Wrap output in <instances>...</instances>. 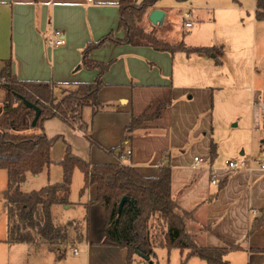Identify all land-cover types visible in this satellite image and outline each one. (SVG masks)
I'll return each mask as SVG.
<instances>
[{"label": "crops", "instance_id": "crops-1", "mask_svg": "<svg viewBox=\"0 0 264 264\" xmlns=\"http://www.w3.org/2000/svg\"><path fill=\"white\" fill-rule=\"evenodd\" d=\"M142 1L135 0L137 4ZM117 3L0 0V74L9 62L10 75L18 82H47L55 87L54 91H72L77 84L94 82L98 72L83 68V52L88 43L111 32L116 39L124 38V32L117 28ZM255 4V0H158L146 13L143 28L168 44L183 42L186 47L208 48L210 56L107 42L88 55L92 62L109 64L101 77L104 87L97 95V113L93 116L91 107L82 111V122L88 128L80 131L57 118L43 124L47 138H60L49 152L53 163L64 157L67 144L72 155L89 166L114 164L126 152L130 153L128 167L144 177H155L161 168L169 166L171 195L182 211L193 214L187 228L194 243L205 248L238 247L224 256L228 264H264V224L250 234L253 222L264 210V171L221 169L218 185L213 186L205 170L195 169L193 159L198 157L200 165L218 168L226 160L241 157L264 165V21L256 20ZM154 9L165 13L157 26L147 19ZM185 13H189V19H184ZM186 21H190L191 28L184 27ZM55 30L63 33L65 44L50 49L46 41ZM169 37L175 40L167 42ZM55 97L59 99L61 92ZM4 103L5 92L0 88V115ZM160 106H164L160 117L144 122L127 139L126 127L131 119L144 113L152 115ZM85 134L95 145L87 141ZM188 148L191 150L186 153ZM54 167L62 174L61 168L53 164L38 175L26 174L25 179L44 172L48 176ZM77 172L82 176L81 193L86 198L70 200L71 179L69 204L50 209L55 226L77 225L75 239L54 249L43 242L35 251L26 244L4 243L7 211L2 193L7 188V172L0 169V202L6 217V234L0 236L1 254L5 249L9 256L25 248L39 252L34 256L26 252L25 264H125L126 250L102 246L106 242L104 208L93 203L95 191L93 187L84 188L83 174L78 169L72 178ZM60 181L57 171L54 182L47 181L46 186ZM70 210L77 212L74 218L58 223L54 213L57 218L66 217ZM73 249L79 254L73 256ZM67 251L74 260L82 258L67 263ZM188 253L157 247L152 262L181 264ZM202 263L193 256L186 260V264ZM132 264L145 263L134 255Z\"/></svg>", "mask_w": 264, "mask_h": 264}, {"label": "trees", "instance_id": "trees-1", "mask_svg": "<svg viewBox=\"0 0 264 264\" xmlns=\"http://www.w3.org/2000/svg\"><path fill=\"white\" fill-rule=\"evenodd\" d=\"M157 1L143 0L137 4L135 0H118L117 28L124 32V38L116 39L111 32L96 42L88 43L83 52L82 65L87 70H97L96 80L89 84H77L72 91L61 90L59 99L54 96L55 87L47 82H18L10 75L9 62L5 63L0 74V88L5 92V103L0 115V169L7 172V188L2 193L7 211V237L4 243L30 246L33 234L48 245L63 244L67 240V226L70 223L63 227L55 226L50 209L54 205L69 204L72 175L78 169L83 174L84 188L93 187L95 191L93 203H99L104 208L103 233L106 242L102 246L126 250L125 264L133 263L135 253L152 261L157 247L168 251L176 249L181 254L189 251L181 264H186L187 258L192 256L205 264H228L224 256L229 250H236L238 247L205 248L194 243L187 228L193 214L182 211L172 197L169 166L161 168L155 177H144L131 167L115 163L89 166L73 156L67 144L60 161L53 163L50 160V149L60 138H47L43 130L44 122L57 118L82 131L88 128L81 119L83 109L91 107L93 116L98 111L97 95L104 87L101 77L109 64L90 61L88 55L91 51L109 42L132 47L147 46L169 53L210 56L211 50L208 48L186 47L183 42L168 44L158 40L153 31L147 32L141 27L146 13ZM255 2L256 20L264 21V0ZM22 99L40 110L34 127L31 126L34 110L25 107ZM163 108L164 106L158 107L152 115L144 113L138 118H132L126 127L129 134L127 139H131L144 122L158 119ZM85 138L91 145H95L90 135L85 134ZM108 153L111 154L110 151ZM214 157L215 147L212 144L210 158ZM53 164L62 170L59 183L30 193L21 191L20 186L25 181L26 174L38 175ZM122 198H126V202L118 211ZM153 222L158 228H164L160 232L161 241H157V237L151 234ZM263 224L264 210L261 218L253 222L250 234ZM144 262L148 264V260Z\"/></svg>", "mask_w": 264, "mask_h": 264}, {"label": "rangeland", "instance_id": "rangeland-1", "mask_svg": "<svg viewBox=\"0 0 264 264\" xmlns=\"http://www.w3.org/2000/svg\"><path fill=\"white\" fill-rule=\"evenodd\" d=\"M147 25H149V24H146V26ZM141 27L143 28L142 25H141ZM144 30L146 31V28ZM173 40H175L174 37H169L167 42H172ZM60 92L61 91H56V90L54 91L53 90L54 96L55 95L59 96ZM190 150H191V148H188V150H185V151H188L186 153H189ZM193 150H198V149H193ZM244 151L247 154L248 147H245ZM190 154H191V157H192L194 153L192 152ZM56 169L57 168H55V167L51 168V170H49V172H48V176H47V174L45 172L42 173L41 175L37 176V177H32V176L28 175V177L25 179V181L21 184V191L24 192V193H30L32 191H38L42 187L46 186L47 181L50 182L49 184H52L51 182H54L55 175H56L57 171H58V180H61L60 176L62 178V174L60 173V169L59 168H58V170H56ZM81 189H82V176L77 172L74 175V177L72 178V194L70 196V200L71 201H82V200H84L86 198L85 193H84V195H82ZM76 213L77 212H73V211L70 210L69 212L66 213L67 214L66 217L57 218L55 213H54V215L56 217V220H58L57 221L58 223L65 224L69 220V218H71V217L74 218V216H75L74 214H76ZM78 214H80V213H78ZM5 219H6V217H5V214H4V210H3L2 204L0 202V236H3V237L6 234V231H5ZM152 225H153V227L151 229V234L157 237V241H161L162 240V236H160V232L164 228L163 227L158 228L157 224H155L154 222L152 223ZM56 226H58V225H56ZM64 226H67V225H64ZM58 227H63V226H58ZM76 228H77V225H73V226H71V228L69 226H67V240L68 241H70L71 239L73 241L75 239V234L74 233H75ZM1 233H2V235H1ZM32 239H33V242H32V244H30V249L31 250H35V251H38L39 249H41L42 244H43L42 240H40L36 235H33V234H32ZM67 240L65 242H67ZM49 247L52 248V249L55 248L54 245H50ZM49 247H48V249H49ZM26 252H27L28 256H34L36 253H39V252H32V251L30 252V251L26 250V248H25L24 250H18L16 252H14L12 254V256H9L7 250L5 249V251H3L2 254L0 252V256H2V258H0V264H3V261H4L5 264H6L7 261H9V264H25L26 263V258H27ZM8 256H9V258H8ZM77 258L74 260V258H72L71 255H70V251L66 252L67 263H70V262L77 263L78 261H80L79 259L82 258V256H79ZM143 262H144V260H143ZM202 264H204V263H202Z\"/></svg>", "mask_w": 264, "mask_h": 264}, {"label": "built area", "instance_id": "built-area-1", "mask_svg": "<svg viewBox=\"0 0 264 264\" xmlns=\"http://www.w3.org/2000/svg\"><path fill=\"white\" fill-rule=\"evenodd\" d=\"M190 15L189 13H185L184 14V19H189ZM184 27L186 29L191 28V23L190 21H186L184 23ZM65 44V39H64V35L61 31L55 30L51 33V36L49 39H47L46 41V45L47 47H49L50 49H56L59 47H62ZM130 153L126 152L124 153L117 161L115 164L119 165V166H123V167H128L127 165V161L129 159ZM194 162H195V169H201V170H205L209 176V182L211 185L213 186H217L218 185V172L221 169H225L226 171H230V172H241V171H247V172H251V171H264V165L261 163H258L257 161H255L252 158H239L237 160H226L224 162V165L222 168H218V167H213L211 165H207V166H202L200 165L201 163V159H199L198 157H194ZM79 252L77 249H73L72 250V255L76 256L78 255Z\"/></svg>", "mask_w": 264, "mask_h": 264}, {"label": "water", "instance_id": "water-1", "mask_svg": "<svg viewBox=\"0 0 264 264\" xmlns=\"http://www.w3.org/2000/svg\"><path fill=\"white\" fill-rule=\"evenodd\" d=\"M164 16H165V13L162 10L154 9L149 13L147 19L153 26H157V25H160L162 23ZM22 102H23L25 107L34 110V118L31 122V126L34 127L36 125L37 120H38L40 110H39V108H37L36 106H34L32 103H30L29 101H27L25 99H22ZM124 202H126V198L121 199V201L118 205V211H120ZM135 255H137L138 257H140L141 259H143L145 261L148 260V264H153V262L150 261L148 257L142 256L140 253H135Z\"/></svg>", "mask_w": 264, "mask_h": 264}]
</instances>
